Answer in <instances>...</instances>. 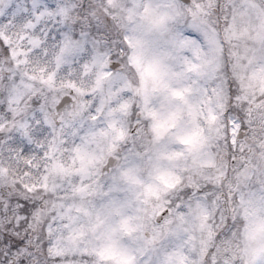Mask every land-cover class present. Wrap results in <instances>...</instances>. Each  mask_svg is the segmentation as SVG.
<instances>
[{
	"label": "snow or ice",
	"instance_id": "obj_1",
	"mask_svg": "<svg viewBox=\"0 0 264 264\" xmlns=\"http://www.w3.org/2000/svg\"><path fill=\"white\" fill-rule=\"evenodd\" d=\"M0 264H264V0H0Z\"/></svg>",
	"mask_w": 264,
	"mask_h": 264
}]
</instances>
